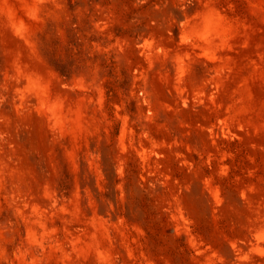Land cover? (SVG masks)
Listing matches in <instances>:
<instances>
[{"label": "rangeland", "instance_id": "obj_1", "mask_svg": "<svg viewBox=\"0 0 264 264\" xmlns=\"http://www.w3.org/2000/svg\"><path fill=\"white\" fill-rule=\"evenodd\" d=\"M0 264H264V0H0Z\"/></svg>", "mask_w": 264, "mask_h": 264}]
</instances>
